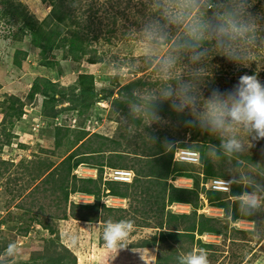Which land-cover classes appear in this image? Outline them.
Instances as JSON below:
<instances>
[{"label": "rangeland", "instance_id": "rangeland-1", "mask_svg": "<svg viewBox=\"0 0 264 264\" xmlns=\"http://www.w3.org/2000/svg\"><path fill=\"white\" fill-rule=\"evenodd\" d=\"M18 1L21 3L20 10L24 13L23 15L33 21H38V23H41L52 9L49 0ZM79 1L77 0V2ZM100 1L102 8L98 11L97 17L94 18L96 22L92 25L94 30L91 31L90 38L98 35V39L92 41H94L93 46L97 49V57L103 61L97 64H87V67L80 68L79 74L83 72L93 74L96 77L97 89L99 90L102 87H115L114 97H118L116 93L120 88L138 78H144L146 82L148 80L156 82L154 68L150 66L145 70L148 64L144 62L137 49V33L132 31L136 29L138 32L146 18L143 13H149L148 0H120V4L105 2V0ZM249 3L252 5L249 9L251 11L254 6L263 5L264 0H249ZM117 4H119L117 8H111ZM144 4H147L145 9ZM95 6L99 7V5ZM138 9H142L143 13H137ZM258 17H261L259 22L264 25L262 16ZM21 25L22 23L16 22L11 25H0V102L15 95L22 102L28 103L27 96L32 81L39 75L50 77L55 82L60 81L58 84L60 83L67 88L73 85L78 78L76 65L70 59L61 61L63 75L60 78L54 77V71L41 66L43 56L40 50L32 46L31 37L27 34L23 35L19 29ZM95 29H100V31H95ZM65 36L68 37L69 35L65 33ZM17 51L28 54L26 59L23 56L19 57L22 62L20 71L13 66ZM55 53H57L59 60L62 59L61 51ZM51 55L46 54L45 57L51 59ZM184 63L187 64V61ZM55 69L58 70L59 67L57 66ZM252 70L258 74L261 82H264V51L257 52L255 61L247 67L240 66L238 71L237 65L229 62L226 58L219 55L217 57L212 56L209 61V76L201 86L203 95L207 98L214 89H219L221 92L231 90L240 76L252 75L250 74ZM115 79H118V83H116L118 86L111 84ZM211 82H215L214 86H210L212 85ZM147 91H149L148 87L143 88L140 93L137 92V95L142 98ZM69 106L70 103L65 102L58 108ZM24 111L25 115L17 122L14 131L17 138L12 140L11 145L3 146V150H0V174H2L0 176V242L4 241L6 245L10 242H18L21 246L20 255L15 258L4 256L0 258V261H3L2 264H28L29 262L42 264L39 255L43 254L45 241L51 239L58 244V247L61 245L67 248L76 257L77 264H156L159 256L157 248H133L134 245L142 240L150 239L157 233L154 228L140 226L143 219H148V222L154 220L149 219L150 215H145L147 211H145L146 208H141V201L138 204L132 199L121 200L106 197L102 200L105 205L126 209L125 212H115L113 216L109 213L102 214L107 220H114L123 215L125 219L135 222V229L127 241L128 247L119 253L103 247V221L87 223L72 218L63 219V208L56 206V198L51 192L53 184L41 181L43 176L52 172L61 161L75 150L76 147L70 151V142L73 137L61 138L60 146H58L57 140L60 136L58 138L55 136L57 134L55 125L48 126L40 111L34 107L27 106ZM183 114L191 116L187 110ZM65 116L67 118L63 121ZM72 116L74 117L71 122L72 128L85 121V131L89 134L88 137L91 136L89 141L94 147H99L105 142L109 147L108 150H111L116 141H120L122 144L120 151H123L121 153L126 152L128 155L126 158L129 160L137 159L134 156V150L137 149V153H143L144 142L148 148L154 147L155 143H151L145 138V135L151 137L149 131L156 134L161 133L160 136L164 138L163 142L165 138H169L177 140L176 146L180 143L187 144L189 148L194 145L192 132H187L181 126V121L173 122L171 118L167 117L150 126L136 123L135 128L131 131L127 130L128 124L133 122L129 114V107H127V112H124L113 103L112 99L96 104L90 112L82 116L69 111L60 117V124L69 125L70 122L68 121ZM2 118L0 108V123ZM58 123L57 125H59ZM73 130L78 131L79 129ZM95 134L102 138H94ZM252 144L253 147L243 157L247 164L242 171L244 174L252 176L259 183L264 184V140L252 141ZM179 150L177 149L176 153ZM86 151L85 148L81 152ZM147 153H149V149ZM111 156L110 151H106L95 158L107 163ZM247 158L254 160L248 161ZM145 159L161 161L162 157L151 156ZM255 160L261 161L255 164ZM5 161L7 164H3ZM216 164L217 167L220 166L222 170L227 172L229 178L225 180L230 179V170L234 168L235 160L229 163L224 158L216 161ZM249 164L252 167H248ZM50 165L53 168L50 169ZM256 165L260 166L256 167ZM199 167L201 168L200 164L197 165V168ZM89 169L92 170L88 165L80 166L75 173L81 177H88V174H92L97 178L98 172H92ZM175 183L183 187H192L190 180H179ZM230 199L232 202L235 201L233 198ZM71 200L78 203H95L93 197L84 195H73ZM172 211L189 212L190 208L181 205L172 207ZM67 212L69 213L68 209ZM201 212L221 217L223 220L226 215L223 210L207 206ZM253 217L255 220L252 224L244 221L230 224L231 227H236L241 231H248L246 234L232 232L228 235V239H225V236L215 235L202 237L204 241L217 245L213 252H208L211 264H256L258 261L259 264H264V257H261L264 254V237L262 238L264 235V212L257 213ZM43 220L48 221L52 226L55 231L54 235L43 229L42 225L37 224ZM26 231L28 232L26 233ZM187 245L191 246L190 244ZM194 249H199V246L194 245ZM33 257L36 262L31 261Z\"/></svg>", "mask_w": 264, "mask_h": 264}, {"label": "trees", "instance_id": "trees-1", "mask_svg": "<svg viewBox=\"0 0 264 264\" xmlns=\"http://www.w3.org/2000/svg\"><path fill=\"white\" fill-rule=\"evenodd\" d=\"M109 1L120 4V0H105V2ZM100 2V0H80L79 2L77 0H49L52 9L47 17L41 23H38V21H33L23 15L24 13L20 10V1L0 0V25H11L14 22L22 23L19 29L23 35L27 34L31 37L32 46L40 50L43 56L41 66L54 71V77L57 78L63 75L62 60H72L76 65V70H78V78L69 88L60 85V83L58 84L60 82L58 80V82H55L50 77L39 75L32 81L27 96L28 103L22 102L15 95L0 102L1 115L3 116L0 123V150H3V146L11 145L12 140L17 138L14 131L17 122L25 115V108L27 106L34 107L40 111L48 126L55 125L54 128L57 131L55 136L57 138L60 136L57 140L58 146H60L61 138L65 139L72 136L70 151L76 147L52 172L43 176L44 178L41 181L53 184L51 192L56 198V206L63 208V219L72 218L87 223L106 222L107 219L102 214L109 213L113 216L115 212H125L126 209L105 205L102 203L103 198L132 199L138 204L141 201V208H146L145 211H147L145 215H150L149 219H154L153 221L149 220V222L148 219H143L140 226L154 228L157 232L150 239L142 240L133 248H157L159 256L156 264H177V255L193 250L194 245H198L199 248H206L208 252H213L217 245L204 241L202 237L215 235L225 236V239H228V235L232 232L246 234L248 231H241L236 227H231L230 224L238 221H254L255 219L253 216H246L241 213L236 201L232 202L230 199L233 198V193L243 191L242 186L233 184L230 193L210 191L203 186V184L211 182L216 177H222L223 179L229 177L227 172L222 170V167L219 166L220 169L217 167L216 162H212L204 156L209 145L219 146L220 141L216 137L202 132L199 127H187L185 121L192 119L191 116L174 112L169 102L159 104L158 114L160 117L171 118L173 122L176 120L181 121V126L187 132H192L194 145L190 148L185 143L176 146L177 140L165 138V141L175 145L171 151H167L164 146L165 141L163 142L164 138L160 136L161 133L156 134L149 131L151 137L154 138V147L148 148L146 142H144L145 149L142 150V154L137 153V149L134 150V156L137 158L134 160L126 158L128 156L126 152L121 153L123 151H120L122 147L120 141H116L111 150H108L109 147L105 142L99 147H94L89 141L91 136L88 137L89 134L85 131V121L72 128L71 122L74 119L72 116L68 121L70 122L69 125L60 124V117L65 113L72 111L82 116L90 112L96 104L109 99H112L116 106L118 105L120 109L127 112L129 101L141 98L138 95L134 98L132 96L133 90L140 93L146 87H148V90L159 87L158 80L156 82L151 80L146 82L144 78H138L120 88L116 93L118 97H114L115 87H102L99 90L97 89L96 77L93 74L85 72L79 74L80 68L87 67V64H97L103 61L97 57V49L93 46L94 41L98 39V35L90 38V33L94 30L92 25L96 22L94 18L97 17L98 11L102 8ZM119 4L111 8H117ZM95 5H99L100 8ZM146 6L147 4H144V9ZM250 12L255 16H262V19H264V3L263 5L254 6ZM137 13H143V10L138 9ZM143 15L146 17L148 13H143ZM209 15H211V12ZM85 17L87 18L84 19ZM95 31L99 32L100 29H95ZM65 33L69 36H65ZM57 51H61L63 54L60 60L57 53H55ZM16 54L13 66L20 71L22 62L19 57L23 56L26 59L28 54L22 51H17ZM46 54H52V58L45 57ZM212 56L217 57L218 55L214 52ZM57 66L59 67L58 70L55 69ZM149 67L147 65L145 70ZM239 68L240 66H237V71ZM250 74L257 73L252 70ZM116 83H118V79L113 80L111 84L118 86ZM214 83L211 82L212 85L210 86H214ZM65 102H69L70 106L58 108ZM66 118L65 116L63 121ZM56 122H59V125ZM135 123L141 124L139 120ZM76 128L79 130L74 131L73 129ZM94 138L101 139L102 137L95 134ZM85 148L87 151L81 152ZM148 149L149 153H147ZM177 149H190L198 152L201 168H197L199 164L175 161ZM106 151H110L113 156L109 157L107 163L95 158ZM151 156H160L162 160L148 161L149 159H145ZM247 159L248 161L254 160L252 158ZM260 161L255 160L254 163L257 164ZM3 164H7V161ZM84 165L97 170L98 177H81L74 173L80 166ZM51 168L53 167L50 165ZM106 168L132 170L135 175L134 180L132 183L105 180ZM51 173L53 174L50 176ZM179 180L192 181V187L176 185L175 182ZM73 195L93 197L95 203L72 201L71 196ZM181 205L188 206L190 211H172V207ZM205 206L223 210L226 214L224 220L221 217L201 212ZM119 219L125 218L120 215L114 220ZM37 224L42 225L43 229L51 234H55L48 221L43 220ZM6 247L4 241L0 242V254L4 253ZM39 259L42 264H77L76 257L67 248L61 245L58 247V244L52 239L45 241V248L43 254L39 255ZM31 261L36 262L34 257ZM2 262L0 261V264ZM28 264H31V262Z\"/></svg>", "mask_w": 264, "mask_h": 264}, {"label": "clouds", "instance_id": "clouds-1", "mask_svg": "<svg viewBox=\"0 0 264 264\" xmlns=\"http://www.w3.org/2000/svg\"><path fill=\"white\" fill-rule=\"evenodd\" d=\"M251 6L249 0H148V15L138 32L132 31L137 33L141 57L155 70L159 87L129 101L133 122L126 127L131 131L137 120L146 126L161 122L158 106L164 102H169L178 114L187 110L192 117L185 121L187 127H199L220 141L219 146L207 147L205 158L212 162L235 160L231 178L216 177L215 183L224 192H229L233 184L243 186V191L232 195L246 216L264 212V184L242 171L247 164L243 157L253 147L252 141L264 140V82L258 74H245L231 90L214 89L207 98L201 86L209 76L214 52L237 66L247 67L255 61L257 52L264 51V25L259 22L261 17L249 11ZM132 96H137L136 90ZM145 138L154 142L150 136ZM164 146L168 151L175 147L168 141ZM134 229L133 220H107L103 247L116 253L126 249ZM20 253L19 243L10 242L0 258H15ZM176 261L211 264L208 250L203 247L178 254Z\"/></svg>", "mask_w": 264, "mask_h": 264}, {"label": "built area", "instance_id": "built-area-1", "mask_svg": "<svg viewBox=\"0 0 264 264\" xmlns=\"http://www.w3.org/2000/svg\"><path fill=\"white\" fill-rule=\"evenodd\" d=\"M174 160L178 162H184V163L199 164L200 156H199V153L194 150L180 149L177 153H175ZM107 170L104 175L105 180H110V181L120 182V183H132L133 182L135 175L132 170L121 169V168H117V169L109 168V170L108 171ZM205 187L207 190L218 191L222 193H229L231 191L229 190V192H224L220 190L217 184L215 183V179H213L209 183H206Z\"/></svg>", "mask_w": 264, "mask_h": 264}, {"label": "crops", "instance_id": "crops-1", "mask_svg": "<svg viewBox=\"0 0 264 264\" xmlns=\"http://www.w3.org/2000/svg\"><path fill=\"white\" fill-rule=\"evenodd\" d=\"M89 171L96 172L97 170H95V169L90 170V169H89ZM83 175H84V174H83ZM88 175H89L88 177H90V178H95V177H94L95 175H92V174H88ZM84 177H85V176H84ZM76 198H77V197H76ZM244 222H245V223L247 222V223H250V224L253 223V221H244ZM250 231H251V230H250ZM250 231H249V232H250ZM263 237H264V235H262V238H263ZM263 256H264V254H263ZM263 256H261V257H263ZM258 262H259V261H258ZM258 262H257L256 264H259ZM263 262H264V261H263Z\"/></svg>", "mask_w": 264, "mask_h": 264}]
</instances>
